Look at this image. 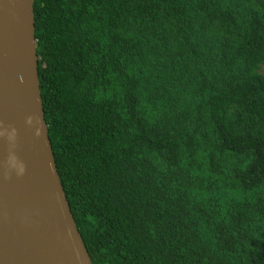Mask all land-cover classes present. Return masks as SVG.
Masks as SVG:
<instances>
[{
	"label": "trees",
	"instance_id": "trees-1",
	"mask_svg": "<svg viewBox=\"0 0 264 264\" xmlns=\"http://www.w3.org/2000/svg\"><path fill=\"white\" fill-rule=\"evenodd\" d=\"M58 172L93 264H264V0H35Z\"/></svg>",
	"mask_w": 264,
	"mask_h": 264
},
{
	"label": "water",
	"instance_id": "water-1",
	"mask_svg": "<svg viewBox=\"0 0 264 264\" xmlns=\"http://www.w3.org/2000/svg\"><path fill=\"white\" fill-rule=\"evenodd\" d=\"M34 3L0 0V264H93L49 136Z\"/></svg>",
	"mask_w": 264,
	"mask_h": 264
},
{
	"label": "clouds",
	"instance_id": "clouds-1",
	"mask_svg": "<svg viewBox=\"0 0 264 264\" xmlns=\"http://www.w3.org/2000/svg\"><path fill=\"white\" fill-rule=\"evenodd\" d=\"M7 167H8V169L10 171H15L16 174H18V175L19 174H22V172H23V168L17 166V163H16V160L15 159L10 160L8 162V166Z\"/></svg>",
	"mask_w": 264,
	"mask_h": 264
}]
</instances>
